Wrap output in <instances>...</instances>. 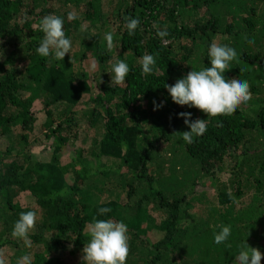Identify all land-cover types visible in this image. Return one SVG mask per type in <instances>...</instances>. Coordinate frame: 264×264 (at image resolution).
Masks as SVG:
<instances>
[{
  "label": "trees",
  "instance_id": "trees-1",
  "mask_svg": "<svg viewBox=\"0 0 264 264\" xmlns=\"http://www.w3.org/2000/svg\"><path fill=\"white\" fill-rule=\"evenodd\" d=\"M49 14L64 18L72 41L64 60L36 52ZM125 16L140 20L135 35ZM154 24L167 28L166 43ZM213 41L237 51L225 76L251 86V100L231 116L180 106L165 87L210 67ZM145 53L156 57L150 75L142 74ZM88 60L97 73L85 70ZM117 60L131 71L111 85ZM181 112L208 121L191 144ZM85 124L89 149L77 146ZM43 145L48 161L32 151ZM100 207L112 211L99 216ZM33 210L28 248L11 231ZM94 216L127 225L126 264H235L246 243L264 253V0H0V248L14 252L8 264L25 253L32 264H70L59 253H82ZM222 225L231 235L216 244Z\"/></svg>",
  "mask_w": 264,
  "mask_h": 264
},
{
  "label": "clouds",
  "instance_id": "clouds-1",
  "mask_svg": "<svg viewBox=\"0 0 264 264\" xmlns=\"http://www.w3.org/2000/svg\"><path fill=\"white\" fill-rule=\"evenodd\" d=\"M69 19L74 15L69 13ZM125 26L128 34L135 35L140 20L131 16H125ZM157 35L166 43L165 37L169 35L167 28L161 29L154 24ZM40 31L43 37L36 52L42 57H54L56 60H64L66 54L72 50V41L64 31V18L55 14H49L41 18ZM104 39L107 49L114 48V33L109 31ZM247 39V37H245ZM249 43H254L249 40ZM158 55V53H157ZM210 67L201 70L192 69L186 76L179 78L175 84L166 88L173 102L180 106L194 107L201 110L208 117L231 116L242 105L247 104L251 98V86L247 80L227 78L225 73L231 70V64L238 59L237 51L227 44L220 45L213 41L208 49ZM142 74L150 75L156 68V57L145 53L140 59ZM95 65H93V68ZM131 71L128 63L117 60L111 67V85H122ZM156 108L163 104H156ZM154 110H156L154 108ZM179 117L184 118L190 131L180 132L182 139L191 144L194 137L202 136L207 131V119L192 120L190 112H181ZM64 193L61 192L60 195ZM231 197V193H229ZM112 211L108 207H100L98 215L104 216ZM38 220L36 211H22L14 222L11 236L22 240L24 245L31 248L30 232L36 227ZM89 236L88 242L82 249L83 264H126L130 254L128 227L123 221L113 219H98L96 216L90 224L86 225ZM231 225L220 226V231L214 233V242L221 244L231 235ZM31 253H25L19 257L16 264H32ZM264 253L259 248L251 247L247 243L241 245L239 254L235 257V264H261ZM0 264H8V257L4 249L0 248Z\"/></svg>",
  "mask_w": 264,
  "mask_h": 264
},
{
  "label": "rangeland",
  "instance_id": "rangeland-1",
  "mask_svg": "<svg viewBox=\"0 0 264 264\" xmlns=\"http://www.w3.org/2000/svg\"><path fill=\"white\" fill-rule=\"evenodd\" d=\"M74 16H77L79 13L77 11H73ZM93 33H95V30H92ZM93 65H95V67L93 68ZM84 68L86 71L95 74L98 71L99 65L97 64V62L95 60H88L84 63ZM87 104V103H86ZM34 109L37 112V116L39 118V122H37L38 127L36 128V131L38 133H40L42 131V124L45 120L44 117V113H43V105L41 101H36L35 105H34ZM94 134L90 131V129L88 128L87 124L83 125L82 128V139H81V143L78 141V147L79 148H85V149H89L90 147H92V138H93ZM8 143V141H3V148L6 146V144ZM43 146H39L36 148H32L33 154L42 161H48L49 159H51L52 155L51 152L49 151H45L43 149ZM103 162H107L106 158L102 160ZM228 177V176H227ZM228 178L224 179L227 180ZM29 203V201H28ZM198 206V205H197ZM198 213L200 212V210H196ZM201 215L205 217L204 211L201 212ZM6 254L8 257V263L10 262H14V260H11L12 258V254L14 253L11 249V247L6 248ZM72 247H66L65 249L61 250V253H59L60 256H62V258H64L65 260H67L68 262H70V264H77L79 262L82 261V253L81 252H77L76 255L72 254ZM263 263V260L261 261V264Z\"/></svg>",
  "mask_w": 264,
  "mask_h": 264
}]
</instances>
